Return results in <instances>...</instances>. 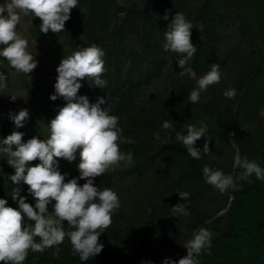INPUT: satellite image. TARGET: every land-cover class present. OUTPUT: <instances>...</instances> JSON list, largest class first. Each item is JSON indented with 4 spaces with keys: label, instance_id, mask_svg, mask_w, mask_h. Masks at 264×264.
<instances>
[{
    "label": "trees",
    "instance_id": "trees-1",
    "mask_svg": "<svg viewBox=\"0 0 264 264\" xmlns=\"http://www.w3.org/2000/svg\"><path fill=\"white\" fill-rule=\"evenodd\" d=\"M176 12L200 29L193 27L190 37L197 52L189 65L197 75H204L212 63H218L226 73L223 83L210 85L196 103L188 101L195 86L187 85L180 74L153 95L144 94L155 81L182 70L177 54L162 47ZM165 13L168 20L163 19ZM24 18L29 37L57 64L84 47L103 49L106 86L90 87L85 81L78 95H86L89 102L105 97L109 113L119 117V150L132 152L133 159L95 177L100 189L126 185L121 197L129 205L127 211L116 210L112 223L101 233L98 239L104 247L99 254L82 262L66 236L58 255H53L56 246L43 252L29 250L23 264H141L142 260L161 264L165 257L178 260L184 256V243L201 228L212 234V240L211 247L199 254V264H264V179L237 180L238 189L222 193L202 175L207 165L238 177L243 170L233 167L237 152L264 168V0H79L63 32L49 30L46 34L40 31L39 17L29 14ZM231 21L237 24V38L244 46L243 54L236 53L237 60L235 55L230 57L232 49L223 53V27ZM227 58L230 64L224 63ZM9 69L28 97L26 137L47 139V124L66 101L56 104L49 98L55 91L52 85L41 82L33 87L24 73L0 57V72ZM230 88L236 89L231 99L223 94ZM6 114L0 95V138L11 131ZM165 121L174 128L164 129ZM200 121L207 124V131L195 146L202 149L206 139L211 152H202L201 158L195 159L175 139V133L186 134L188 125L199 126ZM4 156L0 198H5L8 206L18 207L11 195L19 187L27 202L34 204L26 184L10 181L14 169ZM78 162L69 163L70 174L60 170L68 174L66 180L79 175ZM176 191L190 193L188 216H173L172 206L183 203ZM48 207L51 210L52 205ZM64 227L71 230L67 223ZM35 239L40 240L38 236Z\"/></svg>",
    "mask_w": 264,
    "mask_h": 264
},
{
    "label": "clouds",
    "instance_id": "clouds-1",
    "mask_svg": "<svg viewBox=\"0 0 264 264\" xmlns=\"http://www.w3.org/2000/svg\"><path fill=\"white\" fill-rule=\"evenodd\" d=\"M79 0H4L0 4V57L8 60L18 72L30 73L37 66L35 52L28 51V40L18 34L16 28L20 14L39 17L40 31L48 33L63 32L65 22L70 19V12L78 5ZM168 20V14L163 16ZM165 32L164 51L177 54V64L182 69L180 75H188L195 80L196 86L190 91L188 101L196 103L201 93L210 85L219 83L222 73L218 63H212L204 75L197 78V73L189 65L194 58L197 47L191 42V29L196 27L183 13L176 12ZM197 28V27H196ZM198 29V28H197ZM200 30V29H198ZM105 53L96 45L81 48L67 58L61 59L56 67L57 76L55 91L49 95L51 100L62 98L66 103L58 108L56 115L47 124V139L36 136L22 140L24 133L13 130L0 138V157L7 155V163L14 169L9 179L14 185L21 183L28 186V193L35 199L34 204L27 202L20 188L16 187L11 198L18 207L8 206L5 198H0V262L3 264H23L28 251L43 252L46 248L55 247L53 255L60 252L59 245L67 236L72 245L74 255L87 261L99 254L104 244L98 238L112 223V216L120 207V199L116 191L100 189L94 182L95 177L121 161L131 162L132 152L127 154L119 150L121 128L119 117L109 113L105 107L104 96H97L95 102H89L86 95H78L86 80L89 86L104 88L107 81L102 78ZM6 76L0 72V89L5 87ZM224 96L231 99L236 96V89L224 91ZM15 101V95H9ZM16 128L23 127L29 117L27 109L9 113ZM199 126L190 124L186 134L177 131L175 139L182 143L192 158L200 159L202 152L210 151L205 139L203 148L195 146V142L205 137L207 124L198 122ZM164 129H173L174 125L165 121ZM159 139V135H156ZM15 146V147H13ZM79 157L77 168L79 175L65 179L68 175L59 169V160L64 158L71 162ZM30 165L29 162L37 160ZM233 167L243 171L238 177L225 174L220 169L205 165L202 175L206 183L220 192L238 189L237 180L251 182V178L264 179V168L256 161L241 157L237 152L233 158ZM83 179L84 183H78ZM183 203L172 206L173 216H188L186 203L188 191H176ZM49 205H52L49 210ZM30 222V223H29ZM71 230L66 231L64 224ZM39 237V242L35 237ZM212 234L204 228L195 232L183 247L186 254L178 260L170 257L162 259L161 264H199L198 256L202 250L211 247ZM141 264H154L151 260H142Z\"/></svg>",
    "mask_w": 264,
    "mask_h": 264
},
{
    "label": "rangeland",
    "instance_id": "rangeland-1",
    "mask_svg": "<svg viewBox=\"0 0 264 264\" xmlns=\"http://www.w3.org/2000/svg\"><path fill=\"white\" fill-rule=\"evenodd\" d=\"M4 3V0H0V4ZM236 26L237 24L233 21L228 22L227 24L224 25L223 27V33H224V48H223V53H225L224 51H226L227 49H232V52L230 53V57H234L235 55V60L238 59V54H243L244 53V46L243 44L238 40L237 38V34H236ZM18 34H20L22 37L26 38L28 40V51L30 52H35L34 58L38 61L37 66L34 70H32L30 73L25 74L26 78L28 79V81L32 84L33 87H38L40 85L41 82H45L48 83L50 85H52L54 87V83H55V79L57 76V72H56V67H57V63L50 61L48 58H46L41 51L38 49L37 45L34 43V41L29 37V33L27 30V21L24 18V15L21 13L20 14V21L17 25L16 28ZM235 52V53H234ZM238 53V54H236ZM223 54H221L218 57V60H220L222 58ZM240 58V57H239ZM217 61V60H216ZM231 60L230 59H226L224 63L226 64H230ZM224 69L221 70L222 76H221V80L219 83H216V85H221V83H223V80H225V75L226 73L223 72ZM179 71L178 72H173V75H169V73L167 75H165L162 79L155 81L152 86L146 88V90L144 91L145 95H153L154 92L156 90H160L165 88V86H167L170 81L172 80V76H180L179 75ZM6 76V82H5V87L0 89V95L2 97V100L5 104L6 110H7V118L9 120V122L11 123V131L13 130H17V131H21L24 133V136L22 137V140H27L28 138L25 135V130L27 127V123H28V119L25 121L23 127L21 128H16L14 125V122L10 119L9 113H16L18 112L20 109H27L28 110V97L25 94V89L24 87L21 85V83L17 80V78L15 77L14 73L10 71V69L8 70V73H5ZM201 76L197 75V78H199ZM181 78H184V81L186 82L187 85L189 86H196V82L193 79H190L188 77L187 74L181 76ZM86 80H82L81 83L83 84V82H85ZM9 95H15L17 98L15 101L10 100ZM56 104H60L61 102H63L64 100L61 98L59 99V97L54 100ZM264 113V111H262ZM41 139V138H39ZM43 140V139H42ZM15 147V146H13ZM59 160V169L60 170H64L67 171L68 174H70V166H69V161H67L64 158H57ZM77 160H79V157L77 156L76 159H74L73 163H76ZM38 159L37 160H33L30 161L29 164L30 165H35L36 163H38ZM0 163L3 164V166L5 167V156L3 155L2 157H0ZM159 168L162 170L163 173H166V169L163 168L162 165L159 166ZM0 184H2V182L0 181ZM135 187V185H134ZM126 185L123 184H115L114 186H112L110 189L114 190L117 192L119 199H120V207L119 209H121L122 211H127V208L129 207L128 204H124V201L122 200V195H123V191L126 190ZM135 190V189H133ZM118 209V210H119ZM67 223V222H65Z\"/></svg>",
    "mask_w": 264,
    "mask_h": 264
}]
</instances>
